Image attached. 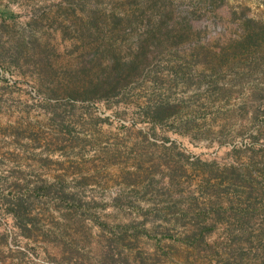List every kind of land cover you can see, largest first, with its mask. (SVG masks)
<instances>
[{"label":"rangeland","instance_id":"1","mask_svg":"<svg viewBox=\"0 0 264 264\" xmlns=\"http://www.w3.org/2000/svg\"><path fill=\"white\" fill-rule=\"evenodd\" d=\"M0 264H264V0H0Z\"/></svg>","mask_w":264,"mask_h":264}]
</instances>
